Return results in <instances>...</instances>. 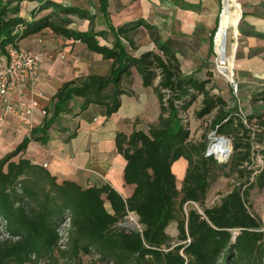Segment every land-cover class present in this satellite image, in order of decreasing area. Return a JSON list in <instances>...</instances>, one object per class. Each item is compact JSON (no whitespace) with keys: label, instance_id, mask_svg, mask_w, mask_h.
<instances>
[{"label":"trees","instance_id":"1","mask_svg":"<svg viewBox=\"0 0 264 264\" xmlns=\"http://www.w3.org/2000/svg\"><path fill=\"white\" fill-rule=\"evenodd\" d=\"M22 1L0 0V54L10 42L49 27L112 62L107 75L88 74L64 83L51 115L0 157V264L41 259L54 264L60 256H73L75 264H84L81 254L93 252L113 264H264L263 220L248 205L251 190L264 187V163L258 165L256 159L257 154L264 158V89L257 92L263 111L245 115L213 92L208 78L184 72L171 40L163 39L157 26L144 18L118 27L109 23V31H81L54 14L61 10L92 19L86 9L38 0L39 9L55 11L27 20L20 15ZM100 3L108 16V0ZM141 27L162 53L149 49L136 56L128 50V44L136 48ZM217 28L218 24L211 46ZM239 30L255 33L245 31L242 23ZM110 33L112 44L102 43L99 36L107 38ZM133 68L143 86L154 87L160 113L147 130L116 134L117 150L127 161L125 182L135 185L130 196L124 197L109 183L83 187L75 180L59 181L43 164L22 157L29 141L48 140L47 131L62 112L71 111L70 102L77 96L84 98L81 109L96 103L105 107L106 117L115 113L121 95L127 93L122 82L132 76ZM199 97L196 115H212L214 131L231 139L232 151L224 163L207 153L205 140L191 138L185 114ZM259 143L261 147L256 146ZM180 158L187 160V167L179 186L173 165ZM224 167V174L236 176L237 184L218 203L206 206L212 181ZM129 212L138 216L142 231L119 225ZM172 222L177 223L176 238L167 230Z\"/></svg>","mask_w":264,"mask_h":264},{"label":"crops","instance_id":"2","mask_svg":"<svg viewBox=\"0 0 264 264\" xmlns=\"http://www.w3.org/2000/svg\"><path fill=\"white\" fill-rule=\"evenodd\" d=\"M54 1L63 4L65 7L75 6L67 5L66 2L63 3L64 0ZM241 2L243 5L242 15L244 13L241 21L242 28L245 31L252 30L255 32L254 34L241 32L243 49L250 51L251 48L256 49L264 40V37L258 35L264 34V0H241ZM40 4L41 2L37 0H23L20 15L23 16L24 8L32 7L31 9L36 8L38 10ZM92 4L88 11L92 19L82 17L83 21L78 25L70 22L68 26L81 31L90 28L109 31V23L118 27L126 21L144 18L157 26L165 40L172 38L165 37L164 32L169 35L172 30L176 29L185 33H201L202 31L204 33V30H208L215 22L216 12L220 8V0H108L109 15L106 16L100 10V0H93ZM114 16L117 17L114 18ZM23 17L27 19L25 16ZM40 17L42 16L40 15L38 18ZM27 38L28 36L22 38L19 44L28 47L31 51H38V46L30 44ZM65 38L72 44L80 42L72 38ZM101 38L104 37L99 36L100 41ZM104 39L110 40L112 44L114 34L110 33ZM69 49L64 50L61 55L63 53L67 55ZM244 53H246L243 55L245 57L252 55L253 60L243 62V68L253 73L264 68V50H253L251 54ZM61 58L63 57L61 56ZM73 70L74 68L72 69L67 63L57 62L56 65H53L47 53H43L37 88L43 92V96L39 98L40 106L45 107L48 112L44 114L39 107L36 108L32 115L31 125L25 123L18 113H13L4 122H0V157L13 150L26 135H29L33 127L43 124L46 114L51 115V108L58 90L64 83L77 78L79 75V72ZM125 96L131 98V103L128 105L129 112L124 110L123 98ZM31 97H33L31 91L26 90L23 96H16L15 98L17 101L20 99L29 101ZM133 99L134 96L128 94V91L122 94L119 109L110 117H106L105 107L104 111H101L102 108H100L103 105L91 103L87 108L81 109L84 98L75 97L70 102L71 111L62 112L47 131L48 140L44 143L39 140L29 141L27 148L21 154L22 157L43 164L57 176L59 181L71 179L83 187L109 183L124 197L130 196L135 185L125 182L124 168L127 161L118 152L115 138L118 131L127 132L124 129L125 119L131 117L139 109L137 108L138 102ZM109 123H113L112 126H107ZM19 157L20 155L16 159ZM180 159L176 161L179 167H182L179 171L184 170L185 173L187 160L185 163ZM183 175L180 179L183 178ZM177 178L179 179L178 175Z\"/></svg>","mask_w":264,"mask_h":264},{"label":"rangeland","instance_id":"3","mask_svg":"<svg viewBox=\"0 0 264 264\" xmlns=\"http://www.w3.org/2000/svg\"><path fill=\"white\" fill-rule=\"evenodd\" d=\"M65 2L67 5H75L89 11L93 0H64L63 3ZM239 2L241 4V10L243 11L241 0H239ZM223 4L224 0H220V8L216 12L217 14L215 22L211 27L208 28V30H204V33L203 31L201 33H185L176 29L171 31L169 34L171 36L165 32L164 36L172 38L171 43L177 52L181 63V68L184 72L195 73V75L200 78H208L210 80L208 86L212 88L213 92L221 94L227 100L230 107H238V109L245 115L260 113L263 111V103L258 99L257 92L264 89V68L253 73L243 68L242 64H244L243 62L253 60L252 55L248 57L243 56L246 54L244 52L251 54L253 50H264V40L259 46L256 47V49L251 48L250 51H244V45L242 44V34L239 30V36L238 39H236L237 49L235 52V63L231 68H228L229 71L232 70L234 72V76L239 82L238 90H233L230 84V79L226 74L220 71L219 55L215 47V35L214 45L212 44L211 46V33L215 26L217 24L219 25ZM31 8L32 7L23 9V16H25L27 19H32L35 17L38 18L40 15L45 16L55 11V7L42 10L39 8L38 10H36V8ZM54 16L67 19L69 23L73 22L76 25L83 21V18L80 17L79 14L65 13L61 10L58 11V14H54ZM116 17L117 16H114V18ZM241 21L242 17L240 19L239 25ZM145 29L146 28L141 27V29H139L137 32L138 34L135 36L137 45L136 48H133L128 44V50L136 56L140 55V52L147 49H154L155 51L162 53L152 41L148 31ZM27 40L30 42V44L38 46V51L35 52H42L44 54L47 53L48 58L53 65H56L57 62L65 64L67 63V65L72 67V69L74 68L73 71L79 72L77 77H84L88 74L107 75L111 69L112 61L110 59H106L101 54L90 51L85 44L80 42H74V44H72V42L69 43L64 36L55 34L48 27L29 35ZM232 41H234V38L230 36L228 39L229 51H231ZM101 42L111 45V41L104 38H101ZM23 47L25 46L23 45ZM212 47L214 48L213 50L215 53L211 51ZM68 49L69 51H67L66 57L61 58V53ZM122 87L128 91V94L134 96V99L138 102L137 108H139L135 114L125 119L124 129L127 132H131L134 128H143L147 130L149 124L158 121V116L160 113L159 100L154 87L143 86L142 77L135 68L133 69L132 76L123 80ZM200 101L201 97L198 98V100L185 114L191 129V138L193 140H205L208 145V151L213 153L220 163H224L228 156L224 159H221L211 149L212 145L217 142L219 137H221V135L217 134V132H215L212 127V115H205L203 117H198L196 115L195 111L200 107ZM123 103L124 110L129 112L128 105L131 103V98L125 96L123 98ZM100 108H102L101 111H104V106H101ZM253 122L255 123L256 119H253L252 122H250V125L254 128L257 125ZM112 124L113 123H109L107 126L110 127ZM224 137L229 140L232 151L231 139L225 135ZM257 145L261 147L260 143L256 144V146ZM16 158L17 157H15V159ZM256 159L258 165L264 163V158L261 154H257ZM180 160L186 163L185 158ZM177 164V162L174 164L173 170L179 177L178 185L180 186L182 183L180 177L183 175L184 170L182 172L179 171L182 169V167H179V164L177 167ZM226 171V167L220 169V174L212 181L207 199L205 201L206 206H212L218 203L222 197L229 193L237 184L236 176L225 175L224 173ZM248 205L250 210L263 220L264 229V187L261 188L255 186L251 190ZM196 207H199L198 204H196ZM167 230L176 238L178 234L177 223L172 222ZM5 235L6 234H4V236ZM81 259L84 264H113L110 261L100 260L98 254L94 252L82 253ZM6 264L17 263L9 262ZM25 264H52V261L41 259L38 262H27ZM54 264H75V258L73 256H60Z\"/></svg>","mask_w":264,"mask_h":264},{"label":"built area","instance_id":"4","mask_svg":"<svg viewBox=\"0 0 264 264\" xmlns=\"http://www.w3.org/2000/svg\"><path fill=\"white\" fill-rule=\"evenodd\" d=\"M61 56L64 58L66 54L63 53ZM42 58V52L31 51L21 46L19 41L10 42L6 47V53L0 54V122H4L9 115L18 113L25 123L31 125L36 108L39 107L42 113H47L46 108L41 107L39 101L43 92L37 88ZM219 66L220 71L230 79L232 89L237 91L239 82L234 72L229 71L226 63L220 62ZM222 66H224L223 70ZM26 90H30L33 97L29 101L24 99L17 101L15 97L23 96ZM207 153L210 154V151ZM119 225L139 231L143 229L134 212H129Z\"/></svg>","mask_w":264,"mask_h":264},{"label":"bare ground","instance_id":"5","mask_svg":"<svg viewBox=\"0 0 264 264\" xmlns=\"http://www.w3.org/2000/svg\"><path fill=\"white\" fill-rule=\"evenodd\" d=\"M241 19V4L239 0H224L219 25L216 32V49L221 63H226L227 68H231L235 63V52L237 49V41L239 36L238 25ZM234 38L229 51L228 39ZM222 70L224 66L221 67ZM221 159L229 156L231 145L227 138L219 137L217 142L211 147Z\"/></svg>","mask_w":264,"mask_h":264},{"label":"water","instance_id":"6","mask_svg":"<svg viewBox=\"0 0 264 264\" xmlns=\"http://www.w3.org/2000/svg\"><path fill=\"white\" fill-rule=\"evenodd\" d=\"M241 17H242V10H241ZM216 32H217V30H216ZM215 36H216V33H215ZM215 43H216V38H215ZM221 137H224V136H221Z\"/></svg>","mask_w":264,"mask_h":264}]
</instances>
